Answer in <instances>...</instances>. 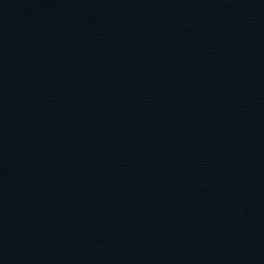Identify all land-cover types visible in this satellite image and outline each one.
Wrapping results in <instances>:
<instances>
[{"label":"water","instance_id":"water-1","mask_svg":"<svg viewBox=\"0 0 264 264\" xmlns=\"http://www.w3.org/2000/svg\"><path fill=\"white\" fill-rule=\"evenodd\" d=\"M0 264H264V0H0Z\"/></svg>","mask_w":264,"mask_h":264}]
</instances>
